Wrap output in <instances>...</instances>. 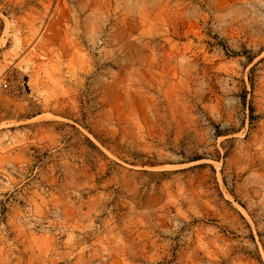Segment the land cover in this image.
I'll list each match as a JSON object with an SVG mask.
<instances>
[{
    "label": "rangeland",
    "instance_id": "374dc122",
    "mask_svg": "<svg viewBox=\"0 0 264 264\" xmlns=\"http://www.w3.org/2000/svg\"><path fill=\"white\" fill-rule=\"evenodd\" d=\"M0 264H264V0H0Z\"/></svg>",
    "mask_w": 264,
    "mask_h": 264
}]
</instances>
